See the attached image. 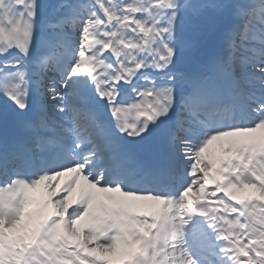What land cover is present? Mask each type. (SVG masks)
Segmentation results:
<instances>
[{"label":"snow or ice","instance_id":"snow-or-ice-1","mask_svg":"<svg viewBox=\"0 0 264 264\" xmlns=\"http://www.w3.org/2000/svg\"><path fill=\"white\" fill-rule=\"evenodd\" d=\"M0 264H264V0H0Z\"/></svg>","mask_w":264,"mask_h":264}]
</instances>
